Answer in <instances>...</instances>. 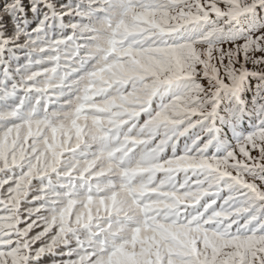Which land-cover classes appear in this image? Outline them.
Here are the masks:
<instances>
[{"label": "snow or ice", "instance_id": "obj_1", "mask_svg": "<svg viewBox=\"0 0 264 264\" xmlns=\"http://www.w3.org/2000/svg\"><path fill=\"white\" fill-rule=\"evenodd\" d=\"M261 97L264 0H0V264H264Z\"/></svg>", "mask_w": 264, "mask_h": 264}, {"label": "trees", "instance_id": "obj_2", "mask_svg": "<svg viewBox=\"0 0 264 264\" xmlns=\"http://www.w3.org/2000/svg\"><path fill=\"white\" fill-rule=\"evenodd\" d=\"M28 2L29 0H25V3ZM62 2L67 4L70 3L71 0H62ZM28 23H31V21H28ZM32 26L34 27L35 25L33 24ZM252 95L253 93L249 87H245L240 93L242 100L246 103H245V110L241 114L239 122L236 125L235 131L238 133H245L246 131H250L251 127L256 121V115L253 112L251 105ZM258 103L264 104V97H261L258 100ZM229 108H230V102L227 100H222L218 108L219 115L221 117H224ZM217 126L221 129V132L224 134L225 138L232 137L233 131L229 128V126L226 123H223L222 121L218 120Z\"/></svg>", "mask_w": 264, "mask_h": 264}, {"label": "bare ground", "instance_id": "obj_3", "mask_svg": "<svg viewBox=\"0 0 264 264\" xmlns=\"http://www.w3.org/2000/svg\"><path fill=\"white\" fill-rule=\"evenodd\" d=\"M242 99V98H241ZM246 103V102H245Z\"/></svg>", "mask_w": 264, "mask_h": 264}]
</instances>
